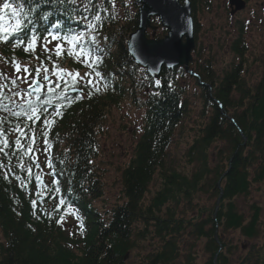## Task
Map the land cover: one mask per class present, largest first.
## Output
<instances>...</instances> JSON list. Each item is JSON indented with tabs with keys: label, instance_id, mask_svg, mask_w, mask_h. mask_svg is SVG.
Returning a JSON list of instances; mask_svg holds the SVG:
<instances>
[{
	"label": "trees",
	"instance_id": "trees-1",
	"mask_svg": "<svg viewBox=\"0 0 264 264\" xmlns=\"http://www.w3.org/2000/svg\"><path fill=\"white\" fill-rule=\"evenodd\" d=\"M117 1L125 3V0ZM189 1L196 34L198 25L195 12L201 0ZM19 2L20 0L18 4ZM39 2L43 11L52 10L53 15L65 19L63 7L47 4L45 0ZM97 2L99 1L93 0L94 4ZM113 18L114 16L102 21L103 27L97 38L102 41L101 47L104 49L101 54L103 64L99 70L106 74L109 81L113 80L109 83L113 82V85L104 92L94 93L91 98L86 96L74 102L63 111L62 118H56L48 137L51 141L55 178L60 182V194L78 205L84 216L86 231L82 238H71L72 234L58 228L53 221L33 217L27 199L29 195H34L35 190L25 193L28 195L26 197L15 178L9 176L5 180L4 171L0 170V264H125L126 256L135 246L133 239L143 240L147 237L150 225L154 229L152 235L155 234L162 240L163 245L147 264H172L178 255L173 238L187 226L193 229L197 237L207 239L205 249L209 258L205 264H213V257L220 245L222 249L216 264H228L223 252L226 246L222 241L217 243L214 240L216 228L221 227L225 231L239 230L250 240L258 236L260 226L258 206L251 207L252 215L245 223L232 201L237 197L247 196L251 183H264V72L253 93L251 88L246 87L239 72L242 64H245V47L240 28L230 49L239 59V64L216 80L214 94L208 91V86L203 88L204 92L201 94L205 108L210 105L211 115L195 136L186 156L189 164L195 162L197 169L190 177L170 171L166 167L167 150L177 124L186 115L183 91L178 88L175 80V74L182 73V70L163 71L159 86L145 73L141 75V69L133 65L125 49L127 36L136 29L137 18L134 16L121 22L123 24ZM0 55L9 58V61L13 55L19 60L27 58L22 50L15 51L13 47L1 43ZM39 57L46 61L48 56L40 53ZM53 61L60 62L61 65L65 63V60L52 56ZM0 62L6 67L11 65L5 64L3 60ZM52 62L49 67H52ZM67 62L70 67L79 68L77 64ZM200 69L206 79H211L209 65L203 62ZM136 76L139 81L135 79ZM142 88H149L154 92L145 104L144 127L136 142L133 158L121 174V193L125 202L116 205L110 217L102 220L93 205V201L102 197L100 182L92 165L98 154L96 130L113 107H118L126 98L136 100L137 93ZM215 100L222 104L223 110L214 103ZM247 100L248 105L243 108ZM240 109L243 111L237 112ZM229 111H232V117L236 120L233 122L235 125L228 120ZM9 119L12 124H5L6 132L16 123L14 118ZM36 134V146L41 148L43 135L40 127L36 128ZM16 136L17 133L14 132L9 134L10 144ZM216 142L223 143V147L217 152V161L213 162L209 149ZM8 151L11 155V149ZM233 155L229 168V160ZM0 160L6 165L9 163L3 155H0ZM17 163V159L12 157L11 171L16 174ZM250 170H253L251 179ZM157 171L161 187L150 203L143 206V198ZM221 178L222 197L215 216L214 207L205 219L201 216L199 222L193 224L191 221L174 219V212L167 208L164 218H161L163 207L167 204L177 207L181 200L190 202L193 195L205 191L203 186L218 197L215 185ZM50 187L51 181L48 183V188ZM139 223L143 224L144 230L134 229ZM262 228L264 229V222ZM263 262L264 260L259 261ZM259 263L257 261L255 264Z\"/></svg>",
	"mask_w": 264,
	"mask_h": 264
},
{
	"label": "rangeland",
	"instance_id": "rangeland-1",
	"mask_svg": "<svg viewBox=\"0 0 264 264\" xmlns=\"http://www.w3.org/2000/svg\"><path fill=\"white\" fill-rule=\"evenodd\" d=\"M115 8L111 5L108 12L114 16V20L127 21L136 16V7L132 2L125 0L124 4L115 0ZM244 9L235 15L230 16L227 0H201L197 5L195 20L198 25L195 34V49L192 52V61L188 64V69L199 75L198 79L189 76L188 72L175 74L178 88L182 89L186 104V115L177 124L175 132L167 150L166 167L170 171L190 177L197 169L195 162L189 164L187 156L188 148L193 142L199 130L207 122L211 115L210 105L205 108L201 97L204 86L211 94H214L216 80L218 81L227 72H230L239 64V59L232 54L230 46L238 37L239 29L242 28V39L245 47L244 62L240 69V74L244 79L247 88H251L254 93L255 86L260 82L264 72V0H244ZM10 23H7L9 25ZM118 26V23H115ZM153 25L155 36H164V30L158 25L156 20ZM148 36L152 32L149 31ZM210 66L211 79H206L201 64ZM144 70L140 71L143 75ZM141 77L140 75H138ZM137 81V76L135 77ZM23 85V84H22ZM147 90V91H146ZM151 89L142 88L137 93L136 100L126 98L118 107H113L96 130V140L98 154L93 162L94 171L100 182L102 197L94 202V206L103 219H108V213L115 204H121L122 198V171L130 164L133 158L134 148L139 136L142 133L145 119V104L148 97L153 93ZM244 102V107L248 105ZM215 103V101H214ZM218 106L223 110L222 104ZM203 110L205 112H203ZM239 110L237 112H242ZM203 112V115H202ZM230 112V113H229ZM229 118L236 122L229 111ZM233 125L235 123L232 122ZM223 147V143L216 142L210 146L209 154L211 160L216 162L217 152ZM226 165V162H223ZM250 179L253 177V170H250ZM161 181L159 171L154 175L148 192L144 196L142 204L147 206L154 194L160 189ZM205 191H200L192 196L190 202L181 200L177 207L167 204L162 208L161 218H164L166 209L174 212V219H182L185 222L198 223L199 218H206L212 208H216L217 197L211 194L208 187L203 186ZM235 210L242 215L247 223L252 215L251 207L256 205L260 208L258 236L253 239H246L239 230H223L216 228L218 240L226 246L223 252L227 256L228 264H255L264 260V183H251L249 193L246 196L237 197L232 201ZM114 209V208H113ZM73 216L66 217L61 223L66 232H70L71 238L78 237L79 230L74 226ZM201 221V220H200ZM74 226L78 232L72 230ZM143 224H136L135 230L143 229ZM208 228V227H207ZM144 230V229H143ZM149 234L143 240L135 239L134 249L126 258L125 264H147L153 254L162 248V240L152 235L154 229L152 225L148 228ZM174 243L178 248V255L172 264H205L209 258L206 251L207 239L197 237L191 227H186L184 231L175 235ZM221 242V243H222ZM222 249V247H221ZM221 251V250H220ZM219 251L217 252V255ZM259 264H264L259 263Z\"/></svg>",
	"mask_w": 264,
	"mask_h": 264
},
{
	"label": "snow or ice",
	"instance_id": "snow-or-ice-1",
	"mask_svg": "<svg viewBox=\"0 0 264 264\" xmlns=\"http://www.w3.org/2000/svg\"><path fill=\"white\" fill-rule=\"evenodd\" d=\"M47 4L57 5L64 8L65 19L51 20L53 11H43L39 0H20L14 6L15 0L4 2L0 7V43L8 44L12 41L13 49L23 47L25 53H36L37 46L49 53L47 59L52 61V54L57 58L66 51L67 55L73 57L76 62L83 64L89 70L81 75L78 71L73 72L60 68L56 62H52V70L37 55L40 60L35 70L28 64H23L13 55L9 58L0 55V60L5 64L11 63L14 69L13 76L0 71V155L7 158L6 165L0 160V170L4 171L3 178L9 179V174L17 180L19 186L27 189L33 181L37 186V195L43 196L51 189L44 182V175L54 177L52 184L55 193H60L59 180L56 179L55 166L50 155L51 141L49 132L56 123V118L63 117V109L70 107L72 103L84 98L83 90L88 88V98L96 92L101 91V87L107 89L109 82L106 74L100 71L103 64V56L97 54L100 49L98 45V35L103 27L102 16L97 10L92 12L93 0H45ZM115 8V0H110ZM78 9H82L78 11ZM10 10L14 24L5 25V11ZM75 25V26H74ZM107 40V37H104ZM55 41L53 48L48 45ZM23 69V70H22ZM22 70V71H21ZM149 72L153 69H148ZM160 80L155 84L160 85ZM26 85L22 88L21 85ZM171 86V85H169ZM70 92H76V96H70ZM54 100L62 101L54 103ZM52 109L49 111V109ZM14 118L16 123L5 131V124H12ZM43 118V119H42ZM38 121L43 135L45 145L44 152L49 153L46 167L50 169L45 173L38 162L37 153L40 151L37 145L36 125ZM31 122V125L29 124ZM17 133L12 144L8 141L11 133ZM11 149V155L9 154ZM19 154V155H18ZM15 157L18 161L16 167L26 176L17 175L11 171V160ZM29 158L31 163L27 166L24 159ZM63 163V162H61ZM32 165H35V171ZM35 208L38 201H30ZM66 201L60 196L56 210L65 206ZM71 203L67 204L64 215H61L57 223L64 220V216L69 214L68 209H72ZM81 227H83L81 223Z\"/></svg>",
	"mask_w": 264,
	"mask_h": 264
},
{
	"label": "water",
	"instance_id": "water-1",
	"mask_svg": "<svg viewBox=\"0 0 264 264\" xmlns=\"http://www.w3.org/2000/svg\"><path fill=\"white\" fill-rule=\"evenodd\" d=\"M133 1L138 6V27L129 36L126 44L131 59L145 68L152 78H157L162 68L173 70L178 67H186L191 61L190 53L194 48L189 3L186 1L184 6H181L179 0ZM229 4L230 7H235L233 12L244 8V3L241 0H229ZM151 18H157L161 27L168 31L163 39L147 40L145 31L150 28ZM148 69H153V71L149 72ZM224 176L225 174L222 177ZM219 183L216 188H219ZM221 197L222 191L220 190L214 216ZM216 258L217 254L213 258V264H216Z\"/></svg>",
	"mask_w": 264,
	"mask_h": 264
},
{
	"label": "bare ground",
	"instance_id": "bare-ground-1",
	"mask_svg": "<svg viewBox=\"0 0 264 264\" xmlns=\"http://www.w3.org/2000/svg\"><path fill=\"white\" fill-rule=\"evenodd\" d=\"M101 54H103V53H101Z\"/></svg>",
	"mask_w": 264,
	"mask_h": 264
}]
</instances>
